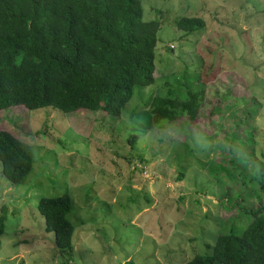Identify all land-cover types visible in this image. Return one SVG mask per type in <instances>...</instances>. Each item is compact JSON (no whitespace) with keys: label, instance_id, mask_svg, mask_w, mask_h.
I'll use <instances>...</instances> for the list:
<instances>
[{"label":"rangeland","instance_id":"rangeland-1","mask_svg":"<svg viewBox=\"0 0 264 264\" xmlns=\"http://www.w3.org/2000/svg\"><path fill=\"white\" fill-rule=\"evenodd\" d=\"M141 2L144 19H160L155 81L136 85L119 116L96 112L84 128L88 115L50 106L0 110V130L31 143L35 158L21 183L0 162V264H183L219 232L242 230L249 211L264 205V0ZM191 15L205 23L187 33L175 21ZM226 71L250 87L244 100L232 97L243 87L230 90ZM206 75L215 79L199 116L152 125L153 95L171 89L182 98L204 87ZM65 191L75 226L69 250L56 246L37 208L42 196Z\"/></svg>","mask_w":264,"mask_h":264},{"label":"trees","instance_id":"trees-1","mask_svg":"<svg viewBox=\"0 0 264 264\" xmlns=\"http://www.w3.org/2000/svg\"><path fill=\"white\" fill-rule=\"evenodd\" d=\"M175 22L187 33L205 23L198 15L181 16ZM159 26V17L143 18L141 0H0V110L20 104L28 109L50 106L71 116L88 115L80 124L84 128L89 126V115L96 112L119 116L136 85L155 81ZM223 75L226 84H234L230 90L237 83L243 87L241 94L232 97L244 100L250 87L243 77L234 71ZM214 79L206 75L204 87L188 90L182 98L171 89L153 95L149 101L152 125L162 127L180 116L194 120L208 101L206 84ZM258 104L253 100L250 112ZM233 123L240 125L237 120ZM232 134L234 140L238 138L236 131ZM129 141L134 143L136 135ZM226 142L224 138L216 146L223 149ZM34 159L31 143L0 130L1 171L11 183L24 180ZM258 171L264 191V169ZM242 174L251 183L258 180L243 170ZM224 194L230 196L228 190ZM72 204L68 191L42 196L37 204L45 228L53 232L62 250L72 244L75 226L67 216ZM249 212L253 218L242 230L219 232L213 244L206 243V252L194 254L183 264H264V205Z\"/></svg>","mask_w":264,"mask_h":264}]
</instances>
